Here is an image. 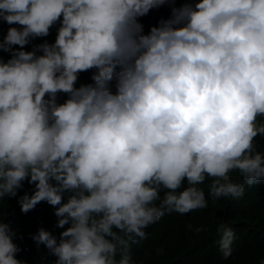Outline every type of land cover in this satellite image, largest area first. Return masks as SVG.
I'll list each match as a JSON object with an SVG mask.
<instances>
[{"label": "clouds", "instance_id": "clouds-1", "mask_svg": "<svg viewBox=\"0 0 264 264\" xmlns=\"http://www.w3.org/2000/svg\"><path fill=\"white\" fill-rule=\"evenodd\" d=\"M0 23V201L34 185L18 204L54 209L59 239L30 236L54 264H139L151 225L208 208L206 180L213 203L264 182V0H0ZM2 215L0 264H23ZM217 233L228 260L238 237Z\"/></svg>", "mask_w": 264, "mask_h": 264}, {"label": "trees", "instance_id": "trees-1", "mask_svg": "<svg viewBox=\"0 0 264 264\" xmlns=\"http://www.w3.org/2000/svg\"><path fill=\"white\" fill-rule=\"evenodd\" d=\"M181 3L183 0H177V6ZM169 15L170 7L165 5L140 18V23L147 33L150 27L158 25L161 18H167ZM9 27L10 25L6 23H0V39L7 34ZM58 27L59 25L54 26L48 37L33 40L25 50L31 51L33 45L43 43L44 40L54 42ZM0 57L6 61L10 55L0 50ZM90 75V72L81 73L78 86L79 83H90ZM64 98L61 96L60 100ZM254 143L257 151L264 152V137L257 136ZM231 177L236 183L242 182V178L236 172H233ZM208 183L210 181L206 180L205 184L201 185L208 199V208L185 215L166 214L146 230L148 233L146 239L132 245L131 254L139 264H262L264 182L253 187L246 186L243 197L239 199L221 198L215 203L208 197ZM33 191L34 185L25 181L16 198H5L0 201V214H3L2 218L6 223H10L17 233L14 243L21 248L16 254L18 260L23 264H54L56 258L50 255L43 245L38 249L30 236L43 227L59 239L64 229L55 226L57 218L53 214L54 209L45 202H41L27 214L21 212L19 197L25 193L31 195ZM161 195L163 196V193ZM221 224L232 227L238 237L233 254L228 260L222 258L216 243L219 239L217 228ZM188 225L192 226L191 230ZM200 227L204 228V231L197 233L195 229Z\"/></svg>", "mask_w": 264, "mask_h": 264}]
</instances>
